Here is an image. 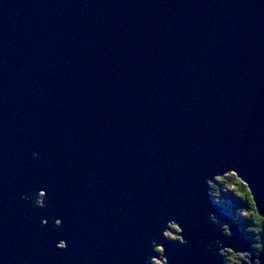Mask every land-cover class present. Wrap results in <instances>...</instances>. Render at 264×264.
<instances>
[{
    "label": "water",
    "instance_id": "95a60500",
    "mask_svg": "<svg viewBox=\"0 0 264 264\" xmlns=\"http://www.w3.org/2000/svg\"><path fill=\"white\" fill-rule=\"evenodd\" d=\"M228 174L264 217V0H0V264H225Z\"/></svg>",
    "mask_w": 264,
    "mask_h": 264
},
{
    "label": "trees",
    "instance_id": "16d2710c",
    "mask_svg": "<svg viewBox=\"0 0 264 264\" xmlns=\"http://www.w3.org/2000/svg\"><path fill=\"white\" fill-rule=\"evenodd\" d=\"M211 196L226 213L228 209H234L232 215L230 214L231 220L238 225L249 242H252L253 247L257 246L258 255L264 253V218L258 214L247 187L234 174H228L216 178L211 184ZM253 237L257 241H252Z\"/></svg>",
    "mask_w": 264,
    "mask_h": 264
},
{
    "label": "rangeland",
    "instance_id": "374dc122",
    "mask_svg": "<svg viewBox=\"0 0 264 264\" xmlns=\"http://www.w3.org/2000/svg\"><path fill=\"white\" fill-rule=\"evenodd\" d=\"M223 176H225V175H223ZM223 176H218L216 178L223 177ZM228 190H231V189L228 188ZM38 201H40V198H38ZM233 210L234 209H228L227 213L224 210L223 211L230 218V216L232 215ZM213 220L218 222V223H220L223 227L225 226V222H221V220L218 219L216 216H213ZM169 229L172 230V232L166 233V236L168 238L173 237V238L178 239V236H177V233L175 231V228H174L173 224H170ZM259 231H260V229H259ZM252 241L255 242L257 240L255 239V237H253ZM251 246H252L251 247L252 249H250L249 251H244L242 253H235V252L230 251L228 249H222L219 253L221 254V257H222V259H223L225 264H242V263H244V264H256L258 262L257 260H254L252 263L250 262V260L252 258H254V257L260 256L261 254L258 255V253L256 252L257 250H259L257 248V246L253 247L252 244H251ZM156 249H157L158 253H157V256L152 259V264H162L161 255H160V249H159V247H157Z\"/></svg>",
    "mask_w": 264,
    "mask_h": 264
},
{
    "label": "bare ground",
    "instance_id": "6f19581e",
    "mask_svg": "<svg viewBox=\"0 0 264 264\" xmlns=\"http://www.w3.org/2000/svg\"><path fill=\"white\" fill-rule=\"evenodd\" d=\"M216 180V179H215ZM170 239V238H169ZM172 240H178V239H172Z\"/></svg>",
    "mask_w": 264,
    "mask_h": 264
},
{
    "label": "snow or ice",
    "instance_id": "6c2138e0",
    "mask_svg": "<svg viewBox=\"0 0 264 264\" xmlns=\"http://www.w3.org/2000/svg\"><path fill=\"white\" fill-rule=\"evenodd\" d=\"M61 247H63V245H61Z\"/></svg>",
    "mask_w": 264,
    "mask_h": 264
}]
</instances>
